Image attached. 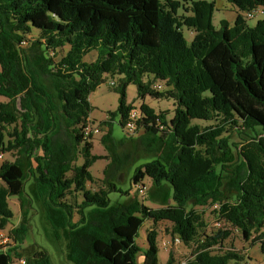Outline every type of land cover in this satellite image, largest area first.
Wrapping results in <instances>:
<instances>
[{
    "label": "trees",
    "instance_id": "trees-1",
    "mask_svg": "<svg viewBox=\"0 0 264 264\" xmlns=\"http://www.w3.org/2000/svg\"><path fill=\"white\" fill-rule=\"evenodd\" d=\"M228 1L238 14L215 28L214 1L0 0V152L12 156L0 164V230L13 217L8 197L21 215L0 264H52L44 247L21 248L32 210L69 264H137L146 221L170 223L191 248L184 264H241L242 255L223 250L229 229L264 262V20L249 26L242 17L264 0ZM107 77L117 79L118 105L99 122L106 154L95 155L84 134L89 95ZM129 85L141 116L134 135L117 138L115 117L123 129L134 108ZM147 97L171 101L172 116ZM98 160L106 162L100 187L90 190ZM125 175L134 187L150 181L144 197L157 208L122 188ZM209 205L229 229L205 233L196 207ZM156 238L146 231L142 264H158Z\"/></svg>",
    "mask_w": 264,
    "mask_h": 264
},
{
    "label": "rangeland",
    "instance_id": "rangeland-1",
    "mask_svg": "<svg viewBox=\"0 0 264 264\" xmlns=\"http://www.w3.org/2000/svg\"><path fill=\"white\" fill-rule=\"evenodd\" d=\"M206 1H214L215 4V11L213 14V26L215 28L219 27V21L224 19L229 24H232L234 18L238 14L237 9L228 1V0H206ZM261 10V9H260ZM182 12H180L181 14ZM244 14V13H243ZM242 14V17H243ZM244 18V17H243ZM249 26H253L258 20H264V10L260 11L253 19L246 20ZM185 39L190 42L193 33L189 30L183 29ZM33 35H36V32H33ZM95 53H90L86 56L85 60L91 62L94 60ZM117 81L114 77H107V81L100 85L93 93L89 95V101L91 105L94 107L91 115H90V124L94 126H99V122L108 118V113L113 112L116 110L118 105V94H116L110 88L109 81ZM160 84V83H158ZM161 88L163 89V85ZM112 87V86H111ZM6 99L0 97V102H5ZM126 101L127 103L131 104L133 107H138L140 104V100L136 96V89L133 85H129L126 90ZM148 105L155 110V112H167V117L170 118L173 114V105L171 101L166 100H155L147 97ZM118 117H115V123L113 126V134L115 137L119 138L125 135L124 130L117 124ZM201 122V121H194ZM10 131V128L6 129ZM102 135V132L99 135H91L89 141L92 144V154L95 155H105V151L103 150L102 146L99 143V138ZM2 153V152H1ZM12 160V156L9 153H3V159L0 161V164L3 161ZM82 160L80 159L77 164H80ZM105 161L98 160L96 161L90 170V173L93 176V182L87 183V188L90 190H96L100 187L101 178H102V169L105 166ZM129 175H125L121 177V186L123 189L129 190L131 195H136L139 200H141L146 206L150 208H157L156 205L149 203L145 197L138 196L134 186H130L128 183ZM143 183L148 188L150 185V181L148 179H144ZM110 197L112 199L115 198L114 194H111ZM8 206L13 213V217L11 218L10 222L7 224L5 229L0 230L1 235H8L10 229L17 227L20 223V209H19V202L16 197H8L7 199ZM196 210L200 212L203 216V220L206 225L205 233L206 234H215L218 231L224 229H229L227 225H222L221 227H217L218 215H217V208L215 206L209 205L204 208L196 207ZM30 231L28 236L26 237L25 241L21 248H26L28 244L34 242L41 247H44L51 257L52 264H69L65 261L63 256L62 248L58 245H53L49 243L46 239L45 235L48 230L47 225L45 224L40 212H36L34 210L31 211L30 215ZM154 229L157 232V247H158V264H165L166 259L168 258V254L171 252L173 264H184L189 258L191 254V248L184 246L183 244H174L170 241L171 238V225L168 222H158L156 225H153L150 221H146L144 226L139 230L138 236L135 239V243L140 248L139 253L136 256L137 264H142L144 260L143 252L147 247L146 242V231ZM230 235L223 243V250H232L235 251L237 254L242 255L244 261H249L250 264H264L262 261V257L258 250L257 245H253L249 241L243 239L242 235L239 231L235 229H229ZM163 242L165 244H163ZM8 245L12 246L11 243L0 244L2 250H6ZM14 262V261H13ZM232 264V263H230Z\"/></svg>",
    "mask_w": 264,
    "mask_h": 264
},
{
    "label": "built area",
    "instance_id": "built-area-1",
    "mask_svg": "<svg viewBox=\"0 0 264 264\" xmlns=\"http://www.w3.org/2000/svg\"><path fill=\"white\" fill-rule=\"evenodd\" d=\"M263 10H264L263 7H258V8L254 9V10L245 12L243 14V17H244V19L246 18V20L253 19L260 11H263ZM109 85L110 86H114L115 85L114 81L113 80L109 81ZM153 88L155 90H161L162 89L161 85L158 84V83L155 84ZM140 116H141V111L139 109V106L138 107H134L133 109L130 110V112L128 113L124 128H123L125 134H127V135H134L135 134L136 122L140 118ZM101 132H102V129H101L100 126H94V125H91V124H88L85 127V129H84V134H85L86 137H89L91 135H99ZM2 159H3V153L0 152V161ZM135 190H136L138 196H142L143 197L145 195L147 187L145 185L137 184L135 186ZM221 224L224 225L225 223L221 222V221H218L217 222V225H218L217 227L220 228ZM170 241H172L176 245L181 244V240L177 236H173V237L171 236ZM7 242L12 244V241L9 238V236L8 235H4L3 236V235L0 234V244H5ZM163 244H165V243L163 242ZM14 263L15 264H24V260H23V258L14 259ZM243 264H250V262L249 261H245Z\"/></svg>",
    "mask_w": 264,
    "mask_h": 264
},
{
    "label": "crops",
    "instance_id": "crops-1",
    "mask_svg": "<svg viewBox=\"0 0 264 264\" xmlns=\"http://www.w3.org/2000/svg\"><path fill=\"white\" fill-rule=\"evenodd\" d=\"M91 53H92V52H91ZM93 53H95V52H93ZM89 54H90V53H89ZM89 54H88V55H89ZM88 55H87V56H88ZM94 58H95V57H94ZM92 61H93V60H92ZM145 103L148 104V102H147V98L145 99ZM139 104H140V103H139Z\"/></svg>",
    "mask_w": 264,
    "mask_h": 264
}]
</instances>
